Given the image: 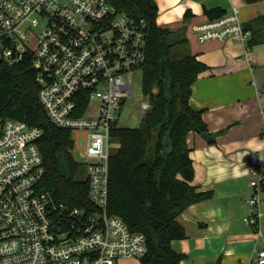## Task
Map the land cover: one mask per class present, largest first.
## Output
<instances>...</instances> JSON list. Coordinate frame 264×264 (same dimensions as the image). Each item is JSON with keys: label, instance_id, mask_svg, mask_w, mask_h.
<instances>
[{"label": "built area", "instance_id": "built-area-1", "mask_svg": "<svg viewBox=\"0 0 264 264\" xmlns=\"http://www.w3.org/2000/svg\"><path fill=\"white\" fill-rule=\"evenodd\" d=\"M192 32L197 43L232 39L250 48L251 31L236 7ZM146 34L143 19L118 12L110 0H0V63L30 57L46 118L82 137L79 150L71 137V152L79 151L88 204L69 207L42 185L40 129L0 115V264H118L146 253L144 234L107 211L110 132L132 96L130 74L144 61ZM258 114L264 124V97ZM248 172L257 181L249 184L242 220L261 236L264 157ZM255 262L264 264V248Z\"/></svg>", "mask_w": 264, "mask_h": 264}, {"label": "trees", "instance_id": "trees-1", "mask_svg": "<svg viewBox=\"0 0 264 264\" xmlns=\"http://www.w3.org/2000/svg\"><path fill=\"white\" fill-rule=\"evenodd\" d=\"M257 1L244 0L247 4ZM110 2L118 12L143 19L147 34L139 68L144 114L137 127L120 125L110 132L118 148L108 160L107 211L130 230L144 234L147 248L137 259L139 264H178L183 254L174 251L170 241L184 238L185 232L177 217L190 204L212 196L211 190L196 191L189 184L194 172L186 144L188 132H207L201 110L189 104L191 85L206 66L188 50L184 25L175 31L156 25L153 0ZM225 14L219 7L203 9L207 20ZM191 16L185 11L183 20ZM253 43L250 38L249 47ZM34 76L28 56L15 65L0 63V115L40 129L42 185L65 205L85 207L86 181L71 152L70 132L46 118ZM260 188L264 189V183Z\"/></svg>", "mask_w": 264, "mask_h": 264}, {"label": "crops", "instance_id": "crops-1", "mask_svg": "<svg viewBox=\"0 0 264 264\" xmlns=\"http://www.w3.org/2000/svg\"><path fill=\"white\" fill-rule=\"evenodd\" d=\"M155 23L172 31L184 25L187 47L206 68L191 85L189 104L201 110L211 141L188 132L186 144L193 167L189 182L196 191L211 190L208 199L190 204L177 217L185 237L171 240V248L183 254L178 264H256L264 248V189L259 192L262 217L255 235L242 220L249 213L246 201L255 175L249 168L263 160L264 124L258 103L264 97V0H153ZM237 8L238 19L251 31L254 43L228 39L197 43L192 27L206 21L203 9ZM188 11L192 16L183 20Z\"/></svg>", "mask_w": 264, "mask_h": 264}, {"label": "rangeland", "instance_id": "rangeland-1", "mask_svg": "<svg viewBox=\"0 0 264 264\" xmlns=\"http://www.w3.org/2000/svg\"><path fill=\"white\" fill-rule=\"evenodd\" d=\"M43 25L42 21L38 22L37 29H40ZM139 71L135 70L130 74V82L132 85V96L126 100L125 105L123 106L120 117H119V125L128 126V127H137L142 119L144 114V98L141 94L140 88V75ZM93 105H96L97 102L93 101ZM82 134V133H80ZM71 137L75 139V148L80 149L82 147V137H76V135L72 132ZM118 148V141L116 139L110 140V152L113 153ZM73 151V157L77 160L80 159L79 151ZM82 166V165H81ZM84 167L81 169V177H84ZM253 179H257L255 175ZM118 264H139L136 259H121L118 261Z\"/></svg>", "mask_w": 264, "mask_h": 264}, {"label": "water", "instance_id": "water-1", "mask_svg": "<svg viewBox=\"0 0 264 264\" xmlns=\"http://www.w3.org/2000/svg\"><path fill=\"white\" fill-rule=\"evenodd\" d=\"M200 137L206 142L212 140V137L207 132L201 133Z\"/></svg>", "mask_w": 264, "mask_h": 264}]
</instances>
